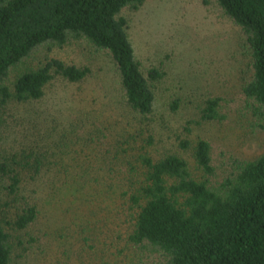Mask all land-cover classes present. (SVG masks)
Segmentation results:
<instances>
[{
  "label": "trees",
  "instance_id": "trees-1",
  "mask_svg": "<svg viewBox=\"0 0 264 264\" xmlns=\"http://www.w3.org/2000/svg\"><path fill=\"white\" fill-rule=\"evenodd\" d=\"M143 1L0 0V108L40 99L46 84L56 77L82 81L89 73L85 66L57 57L30 65L27 59L41 45L62 46L84 39L111 56L126 108L141 116L150 113L154 103L151 82L163 72L157 68L142 72L122 15L124 9H135ZM215 1L245 34L252 72L242 93L249 101L251 123L264 137V0ZM18 67L10 78L9 73ZM220 101L218 96L205 99L197 121L221 120ZM88 119L83 111L75 121L69 118L61 132L47 127L39 149L31 146L0 155V178L7 181V193L18 195L23 174L35 178L48 173L44 165L50 163V155L58 154L59 160L52 163L66 165L60 167L61 175L75 201L88 208L104 203L101 198H110L122 206L118 213L124 207L131 210L127 242L157 254L160 264H264V151L250 159H231L227 171L218 177L205 138L179 141L181 148L191 152L192 169L175 153L154 158L139 152L132 160L123 148L128 140L125 130L113 145L114 152L105 150L95 157V146L87 143L93 139L91 132L99 128L94 130L90 124L85 128L87 136L79 131ZM2 127L0 114V138ZM108 152L112 155L107 156ZM107 161H114L117 168L99 166ZM9 201L4 202L6 207ZM13 209L9 220L8 212L0 207V264H11L12 244L4 224L26 229L40 211L36 202L27 201Z\"/></svg>",
  "mask_w": 264,
  "mask_h": 264
},
{
  "label": "rangeland",
  "instance_id": "rangeland-1",
  "mask_svg": "<svg viewBox=\"0 0 264 264\" xmlns=\"http://www.w3.org/2000/svg\"><path fill=\"white\" fill-rule=\"evenodd\" d=\"M122 15L142 72L151 68L163 72L151 82V112L141 116L126 108L117 67L105 49L84 39L62 46L41 45L28 64L57 57L85 66L89 73L76 83L56 77L46 84L40 99L2 106L0 155L31 146L39 149L47 127L61 132L69 118L75 121L83 111L90 119L79 130L82 136H87L85 128L90 124L94 130L99 128L91 132L88 137L93 139L87 143L95 146V157L105 150L114 152L125 130L128 140L123 148L132 160L139 152L154 158L175 153L192 169L191 152L181 148L179 141L205 138L218 177L227 171L231 159H250L264 151L263 134L253 127L249 101L242 93L252 72L245 34L215 0H144L135 9H124ZM18 70H12L9 77ZM213 96L221 98L222 119L198 122L199 107ZM59 158L58 154L49 156L50 163L44 165L48 173L42 176L23 174L17 196L7 193V181L0 178V207L8 212L9 220L14 206L25 201L36 202L40 210L26 229L4 224L12 244L11 264H160L157 254L127 242L131 210L124 207L118 213L122 206L110 198H101L104 203L88 208L75 201L61 175L60 167L66 165L52 163ZM105 163L99 166L117 168L114 161ZM9 200L6 207L4 202ZM103 204L107 207L101 208Z\"/></svg>",
  "mask_w": 264,
  "mask_h": 264
}]
</instances>
